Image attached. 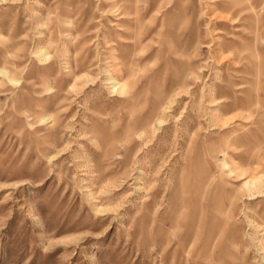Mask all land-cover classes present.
Segmentation results:
<instances>
[{"label":"rangeland","instance_id":"374dc122","mask_svg":"<svg viewBox=\"0 0 264 264\" xmlns=\"http://www.w3.org/2000/svg\"><path fill=\"white\" fill-rule=\"evenodd\" d=\"M0 264H264V0H0Z\"/></svg>","mask_w":264,"mask_h":264}]
</instances>
